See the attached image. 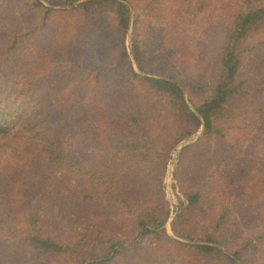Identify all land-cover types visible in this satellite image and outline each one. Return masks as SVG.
Segmentation results:
<instances>
[{
    "label": "trees",
    "instance_id": "16d2710c",
    "mask_svg": "<svg viewBox=\"0 0 264 264\" xmlns=\"http://www.w3.org/2000/svg\"><path fill=\"white\" fill-rule=\"evenodd\" d=\"M46 1L0 0V140L29 156L0 171V264H264L260 153L233 143L252 115L264 146L239 80L264 0ZM201 128L174 174L184 243L164 178Z\"/></svg>",
    "mask_w": 264,
    "mask_h": 264
},
{
    "label": "rangeland",
    "instance_id": "374dc122",
    "mask_svg": "<svg viewBox=\"0 0 264 264\" xmlns=\"http://www.w3.org/2000/svg\"><path fill=\"white\" fill-rule=\"evenodd\" d=\"M44 3L48 4L49 3L46 0H43ZM75 5V4H74ZM71 6H67V8H70ZM134 13V11H133ZM132 36V31H129V37ZM262 50H261V49ZM260 51H264V45L262 44L258 47ZM264 53V52H263ZM250 59V61H249ZM247 59L245 62V70L242 72V75L239 76V80L247 82V80L252 81L249 82V87L248 90L252 91L253 93H250L249 99L250 103L252 104H258L260 105L261 102H264V64L262 67H258L256 64V61L258 59L262 60V55L258 54V51L255 50L250 58ZM248 83V82H247ZM187 99L190 103V100L188 98V93L186 94ZM192 104V103H190ZM261 112L258 111L257 114L253 115H259ZM258 118V116H257ZM256 118V123H255V118L250 115L248 119H246V124L247 120H249L248 127L247 129L244 130H238L235 135H234V144H238L239 147L242 149V153L244 151V148L248 147L249 145L251 146L250 150L254 151L252 152L254 155L260 153V158H261V165H260V172L258 174H263V158L264 154L261 153L263 150L264 146L263 143L260 142V138L262 136L261 132L263 129H260L259 125V120ZM203 129L201 128L197 133L189 137L188 139L182 141L176 149L172 152V156L170 161L168 162L167 170L165 173V178H164V193L166 195V198L169 200V203L171 204V214L170 217L165 224L166 229L170 235H174L173 229H172V222L174 218L178 215V213L184 208V205L187 204L186 198L184 193H182L179 189L178 182L175 177V171L176 168L178 167V162L180 159V153L181 150L183 149L184 146L189 145L197 141V139L202 135ZM245 133L247 136H244ZM20 135V134H19ZM259 138V139H258ZM251 139V141H250ZM22 141V136L21 137H15L14 134L10 135L8 137H3L0 140V171H10L12 168L15 166H22L27 163V159L29 158L28 153H27V147L24 145ZM262 143V144H261ZM253 155V156H254ZM242 164H245V162H240ZM253 165V163H252ZM257 166V165H253ZM255 174L254 177H252L248 182H247V187L246 184H243V188L247 189V193H253L255 190L260 191L261 189L264 188V176H258V174ZM258 177H261L260 181ZM25 218L21 220L20 223H23ZM20 223H15L14 224H20ZM75 227H70L68 230L72 231L74 230ZM141 241L143 243H148L151 241V235L148 236H143L141 237ZM178 240L184 243H191L189 239L186 238H181L177 237ZM48 254L43 255L40 254V259L43 261H47L50 259V261L56 260L53 257L48 258ZM31 258V256L29 257Z\"/></svg>",
    "mask_w": 264,
    "mask_h": 264
},
{
    "label": "water",
    "instance_id": "95a60500",
    "mask_svg": "<svg viewBox=\"0 0 264 264\" xmlns=\"http://www.w3.org/2000/svg\"><path fill=\"white\" fill-rule=\"evenodd\" d=\"M80 1H82V0L77 1V2L74 3V4H77V3H79ZM130 30H131V29H130ZM202 129H203V128H202ZM171 236L176 237V236H174V235H171Z\"/></svg>",
    "mask_w": 264,
    "mask_h": 264
}]
</instances>
